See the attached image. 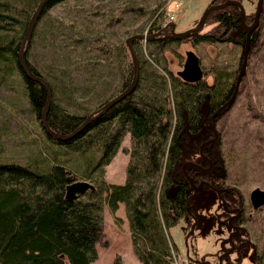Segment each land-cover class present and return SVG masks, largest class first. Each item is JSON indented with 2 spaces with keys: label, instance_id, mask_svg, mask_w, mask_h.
Returning a JSON list of instances; mask_svg holds the SVG:
<instances>
[{
  "label": "trees",
  "instance_id": "obj_1",
  "mask_svg": "<svg viewBox=\"0 0 264 264\" xmlns=\"http://www.w3.org/2000/svg\"><path fill=\"white\" fill-rule=\"evenodd\" d=\"M40 1L0 0V76L8 79L16 71L22 75L32 108L42 119L48 90L42 82L27 75L19 55L30 18ZM61 1L48 2L39 21ZM113 1L91 0L99 14L105 12L112 16L102 29L103 33L122 21V17H115ZM127 1L130 5L123 13L137 9L140 16L147 15L158 21L153 29L163 28L166 15L162 14L167 0H147L144 1L146 7L140 6L143 4L140 0ZM217 1L225 0L214 3ZM161 15L163 18L158 19ZM248 21L252 24L254 17L247 14L246 24L249 25ZM207 22L214 24L207 31L193 33L190 38L194 43L237 40L245 47L247 31L242 26L238 5L212 10ZM134 33L137 32L130 35ZM256 34L254 31L251 48ZM127 37L111 39L105 34L96 37L100 42V47L96 48L107 62L115 57L113 46L120 49L119 92L134 78V60ZM141 40H134L140 74L130 94L73 137L55 139L47 133L58 147L50 157L27 163L0 160V264H93L99 257V246L108 247L111 243L106 235L104 208L107 205L115 212L120 202L126 205L133 249L140 261L143 264H178L176 250L179 248L169 233L171 227L183 219L189 226L194 221L191 199L196 193L192 181L197 185L205 181L208 183L205 187L217 188L234 211L237 207H245V197L226 181L227 160L221 134L215 142L203 146L207 136L202 133V123L233 94L237 79L232 80L234 71L215 69L213 82L186 81L169 69L165 54L174 41L182 38L146 39V43L155 45L148 56ZM78 41L73 42L75 46ZM94 45L93 39L84 44L90 49ZM29 47L25 53L27 63L48 81L52 91L47 119L54 130L72 132L89 113L119 93L104 95L97 108L88 113L69 110L56 96L55 81L44 76L29 59ZM62 84L70 86L68 82ZM228 109L213 118L217 131L216 122ZM212 130H208L209 136H213ZM127 134L131 142L129 147L123 148L129 154L126 179L123 183L111 182L106 177V168ZM76 158L82 161L75 162ZM80 179L90 180L95 188L70 200L67 186ZM116 221L122 222V218L116 216ZM248 236L251 238L250 234ZM255 257L257 264H264V252L259 253L257 249ZM110 264H123V256L116 254Z\"/></svg>",
  "mask_w": 264,
  "mask_h": 264
},
{
  "label": "rangeland",
  "instance_id": "obj_2",
  "mask_svg": "<svg viewBox=\"0 0 264 264\" xmlns=\"http://www.w3.org/2000/svg\"><path fill=\"white\" fill-rule=\"evenodd\" d=\"M144 1L147 0L139 1L143 3L140 4L141 7H146ZM212 1L215 2L167 0L166 10L162 15H166L167 19L170 17L169 11H174L176 29L186 30L198 23ZM242 2L248 17L255 19L258 0ZM128 5L130 3L127 0H114L111 3L112 7H116V19L122 17L119 18L122 21L109 27L107 33H103L102 29H105L112 16L109 13L105 15V12L99 14L91 0L58 2L39 21L29 47V59L39 67L44 76L55 81L56 96L69 110L80 114L88 113L89 110L97 108L98 101L104 95L109 97L121 89L120 49L113 46L115 57L107 62L96 48L100 47L97 35L105 34L106 38L124 39L133 32L153 33L161 29H153L156 20L149 19L147 15L140 16L142 14L137 9L123 13ZM161 16L158 19L163 18ZM73 20L76 22L73 23ZM248 23L251 25L250 21ZM213 24L214 22H206L201 31L209 30ZM255 31L258 36L250 50L246 73L237 98L216 122L227 160L226 181L238 188L245 197L247 214L250 216V222L246 226L255 245L250 243L252 249L242 254L233 248L230 239L232 226L227 221L223 222L221 217L224 213V202L214 189L204 188L191 199L196 219L194 231L190 234L191 227L184 219L171 227L169 235L179 248L176 250L178 264H257L255 246L259 253L264 252V205L253 209L250 201V193L254 188L264 189V9L260 25ZM190 36L174 41L165 51L169 69L177 74L184 67L187 51L194 50L204 69L202 80L213 82L214 70L218 68L234 71L232 80H235L243 55L244 46L241 42L235 40L194 43ZM89 39L95 41L92 49L84 46ZM75 40H79L77 46L73 43ZM141 43L145 55L148 56V51L155 45L146 43V39H142ZM62 82H68L70 86L66 87ZM130 142V135L127 134L122 142V150L107 165L106 175L113 181L122 180L123 175H126L128 153L123 148L129 147ZM57 148L55 142L48 137L42 119L32 108L23 86L22 75L16 71L8 79L0 76V160L34 162L36 159L50 157ZM80 160L76 158L74 161L81 162ZM106 209V235L113 237L110 246L114 247L115 254L120 253L128 262L129 245L126 247L121 239L118 241L117 237L111 236L113 232L121 235L125 231L121 230V222L115 220L113 212ZM100 248L101 260L105 264L104 256L114 253L111 252V247L104 250L100 245Z\"/></svg>",
  "mask_w": 264,
  "mask_h": 264
},
{
  "label": "water",
  "instance_id": "obj_3",
  "mask_svg": "<svg viewBox=\"0 0 264 264\" xmlns=\"http://www.w3.org/2000/svg\"><path fill=\"white\" fill-rule=\"evenodd\" d=\"M50 1L51 0H41L39 2L38 6L36 7L32 17L30 18L26 33L23 37L19 55H20V63L22 65L23 69L25 70V72L27 73V75L32 79H35V80L42 82L48 90V100H47L46 107L44 108L43 113H42V122H43V125H44L47 133L52 135L55 139H68L70 137H73L78 132H80L83 128H85L92 120L99 117L109 107H111L114 103L121 100L127 94H130L135 89V87L138 83V80H139L140 61H139V58H138V55H137V52H136V49L134 46V40H136V39H153L155 37H160V36L161 37L163 36L166 38L167 37L182 38V39L186 38V37L192 35L193 33L200 31L204 27V25L207 22L208 16L212 10H214L216 8L223 7V6H227L229 4H236L240 7L241 12H242V26L247 31V39L245 41V47H244V51H243V59H242L241 66L239 69V73H238V76L236 79L233 94L228 99V101H226L223 105H221L209 118L212 119V118L217 117V115L220 112H222V110H226V109L230 108L237 98V95L239 93L240 84H241L242 79L246 73L248 58H249L250 50H251V38H252L253 32L260 25L261 13L264 9V0H258L257 9L255 12V19L251 25H247L246 24L247 11H246V7L244 6L242 0H225L224 2H218V3H213V1H212V3L209 5V7L206 9V11L203 13V15L200 18V20L198 21V23L189 29L178 31L176 29V27H177L176 21L175 20H169L167 23H165V25L163 26L162 29L155 31L153 33L137 32V33H134V34L128 36L126 39V42L129 46V49L132 53V57L134 60V78H133L132 82L130 83V85L128 87H126L124 90H122L121 92H119L117 95H115L114 97L109 99L101 107H99L96 110L89 113L87 115V117L85 118V120L76 129H74L72 132L60 133V132L54 130L50 126L48 119H47V112H48L49 106H50L51 101H52V91L50 89L49 83L44 77L36 74L31 69V67L29 66V64L27 63V61L25 59V53H26V51L30 45V42L32 40L35 27L37 26V23H38L39 19L41 18V15L43 13V10H44L46 4ZM168 27H170V31L166 32L165 29ZM178 74L184 80L190 81V82H195V81L201 80L204 77V69L202 67L200 57L194 50H188L187 51V57H186V60L184 62V67H183V69L178 71ZM210 123L211 124L209 126L213 129H215L216 137H218V131L215 128L214 123L212 121ZM192 183H193L195 192L203 189V183L204 182H201L199 185H196L193 181H192ZM90 188L91 189L95 188L94 183H92L90 180L80 179V180L73 181L72 183H70L67 186V197L70 200H74L75 198H77V196L79 194H84ZM250 198H251V202H252L254 207L258 208V207L263 206L264 205V189L260 188V187L254 188L250 193ZM194 218H195V216H194ZM195 224H196V219L192 223L190 234L194 231Z\"/></svg>",
  "mask_w": 264,
  "mask_h": 264
},
{
  "label": "flooded vegetation",
  "instance_id": "obj_4",
  "mask_svg": "<svg viewBox=\"0 0 264 264\" xmlns=\"http://www.w3.org/2000/svg\"><path fill=\"white\" fill-rule=\"evenodd\" d=\"M165 31L169 32L170 31V27L166 28ZM207 120H208V122H207ZM213 120H214L213 118L210 119L209 116H208V117H206L204 119V121L202 123V125H203L202 133L207 136L205 138L203 146H205L206 144H209L210 142H215L218 139V137H219L220 131L218 130V137H216V131L209 126L211 124L210 122L211 121L213 122ZM209 129H211V130L213 129L212 130L213 131V136H209V132H208ZM202 182H204L203 183V189L204 188H206V189H214L216 192H218V194L220 195L221 199L224 202V213L222 214L221 217L223 219V222L227 221L232 226V233H231L230 239H231V242L233 244L232 245L233 248L234 249L235 248L238 249L241 254L244 251H246V250H251L252 247H251L250 243L254 244V245H255V243H253L251 241L250 237L248 236L250 233L248 232V228L246 226V223L250 222V220H249L250 216H249V214H247L246 204H245L244 208L237 207V210L234 211L233 208L228 206V203L226 202L225 198L221 195L220 191L217 188H215L213 186L205 187V185H208V183H205V181H202ZM203 189H201L200 191H202ZM200 191H196L195 193H198ZM250 201H251V198H250ZM251 204H252V202H251ZM252 206H253V204H252ZM254 208L256 209V207L253 206V209ZM194 221H195V218H194ZM255 250H257L256 246H255Z\"/></svg>",
  "mask_w": 264,
  "mask_h": 264
},
{
  "label": "crops",
  "instance_id": "obj_5",
  "mask_svg": "<svg viewBox=\"0 0 264 264\" xmlns=\"http://www.w3.org/2000/svg\"><path fill=\"white\" fill-rule=\"evenodd\" d=\"M120 150H122V147L118 150V152L116 153V155L114 156V160H115V157L117 156V154L119 153V151ZM113 161V160H112ZM111 161V162H112ZM129 161V154H128V157H127V162ZM111 162H110V164H111ZM109 164V165H110ZM128 164V163H127ZM127 164H126V166H127ZM125 166V167H126ZM106 177H107V175H106ZM107 179L109 180V181H111V182H115V183H123V182H125V179H126V175H125V177H124V175H123V178H122V180H119V179H117V181H113V180H111V178L108 176L107 177ZM106 208H108L109 209V211H111L110 210V208L106 205L105 206V208H104V215H105V220H106V214H107V209ZM112 212V211H111ZM113 216H114V218H115V220H116V216H119L120 218H122V222L119 224L120 226L122 225V231H123V229H124V231L125 232H122V234L121 235H119L118 233H116V234H114V232L112 233L113 235H111V236H115V237H117L118 238V241L121 239L122 240V243H126V247L129 245V249H130V257H129V260H128V262L126 261V258L124 257V259H123V264H143L141 261H140V259L137 257V255L135 254V252H134V249H133V244H132V233H131V228H130V222H129V218H128V214H127V208H126V205H125V203L124 202H120V206H119V208L115 211V212H113ZM119 223V222H118ZM118 234V235H117ZM109 236V235H108ZM110 237V236H109ZM111 238H113V237H110V239ZM110 247L112 248V251L111 252H113L114 254H109L108 256H107V254L104 256V260H105V264H110L112 261H113V258H114V256L116 255L115 254V249H114V247L113 246H108V247H103V249L104 250H108V249H110ZM99 257H98V259L96 260V261H94V263L93 264H103L102 263V258H101V256H102V250H101V248H100V246H99ZM122 252V251H121Z\"/></svg>",
  "mask_w": 264,
  "mask_h": 264
},
{
  "label": "built area",
  "instance_id": "obj_6",
  "mask_svg": "<svg viewBox=\"0 0 264 264\" xmlns=\"http://www.w3.org/2000/svg\"><path fill=\"white\" fill-rule=\"evenodd\" d=\"M175 15H176V13H175L174 11L169 12V16H170V17H168V18L166 19V21H169V20H171V19H175ZM176 262H178L177 259H176Z\"/></svg>",
  "mask_w": 264,
  "mask_h": 264
}]
</instances>
